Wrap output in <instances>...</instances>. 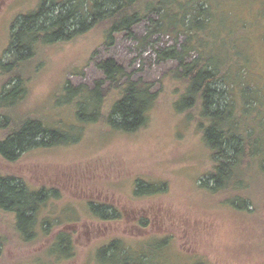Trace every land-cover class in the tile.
Segmentation results:
<instances>
[{
  "label": "rangeland",
  "instance_id": "1",
  "mask_svg": "<svg viewBox=\"0 0 264 264\" xmlns=\"http://www.w3.org/2000/svg\"><path fill=\"white\" fill-rule=\"evenodd\" d=\"M207 1L215 4L214 17L200 42L211 45L210 55L237 56L240 65L232 69L230 82L243 67L246 86L261 100L248 124L264 134V0ZM38 2L0 0V59L9 58L5 50L17 16L33 12ZM156 18L149 14L130 35H115L110 46L96 27L72 41L42 47L22 72L25 97L10 116L44 121L73 143L26 150L10 162L0 158V175L47 191L49 198L37 211L41 226L32 240L21 236L14 216L0 209V264H110L98 254L113 242L133 257L149 255L151 264H264V172H249L244 195L251 206L245 212L225 203L224 193L199 187L212 168L202 135L208 123L174 108L182 85L170 79L177 64L158 60L156 51L179 49L186 37L171 31L148 36ZM189 55L192 60L197 53ZM106 59L158 93L149 121L133 134L99 121L83 124L65 103L64 84L93 88L102 79L97 65ZM233 93L239 102L240 93ZM102 94L108 101L114 97L106 87ZM138 183L160 191L136 197ZM91 203L115 210L117 219L92 214ZM60 235L71 242L66 257L56 249Z\"/></svg>",
  "mask_w": 264,
  "mask_h": 264
},
{
  "label": "trees",
  "instance_id": "2",
  "mask_svg": "<svg viewBox=\"0 0 264 264\" xmlns=\"http://www.w3.org/2000/svg\"><path fill=\"white\" fill-rule=\"evenodd\" d=\"M213 6L214 2L207 0H39L33 12L17 16L9 30L5 50L9 58L0 59V76L4 77L0 84V158L10 162L26 150L73 143L66 133L49 127L44 121L10 116L25 97L27 78L22 72L35 59L38 50L72 41L96 27L101 28L104 42L110 46L115 35H130L133 26L153 14L157 18L150 21L148 36L171 31L186 37L179 49L158 50L156 56L160 61L172 60L177 64L170 74L171 81L182 82L174 99L175 110L189 117L198 114L208 123L202 127V135L211 154L212 168L199 187L224 193L225 203L236 210L248 211L251 205H247L250 203L244 194L250 184L249 172H264V134L255 132L248 124L250 114L256 111L255 106L261 100L246 86L243 67L234 75L235 82L233 79L230 82L232 69L240 65L236 55H232L235 58L210 55L211 45L200 42L201 33L213 21ZM191 52L197 53L192 60ZM97 67L102 79L95 81L93 88L64 84L65 103L71 107L70 113L83 124L99 121L126 134L139 131L149 121L158 93L153 92L149 82L134 81L112 59L101 61ZM222 85L225 90L220 89ZM103 87L107 93L113 92L110 101L102 94ZM234 89L240 93L239 102L234 99ZM260 123L264 124V120ZM148 189L138 183L134 194L149 196L160 191ZM47 200V191H33L21 179L0 175V209L14 216L17 231L25 239L38 236L36 229L41 225L36 219L37 211ZM87 207L103 220L118 217L110 207L92 203ZM70 248L68 237L60 235L56 249L66 257ZM98 255L100 261L110 264H151L149 255L141 252L133 257V252L123 249L119 242L103 247Z\"/></svg>",
  "mask_w": 264,
  "mask_h": 264
}]
</instances>
